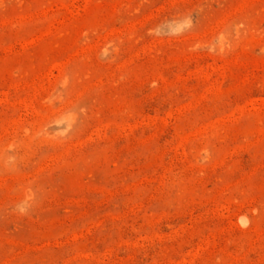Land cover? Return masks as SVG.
Masks as SVG:
<instances>
[{"label": "rangeland", "instance_id": "obj_1", "mask_svg": "<svg viewBox=\"0 0 264 264\" xmlns=\"http://www.w3.org/2000/svg\"><path fill=\"white\" fill-rule=\"evenodd\" d=\"M0 264H264V0H0Z\"/></svg>", "mask_w": 264, "mask_h": 264}, {"label": "bare ground", "instance_id": "obj_2", "mask_svg": "<svg viewBox=\"0 0 264 264\" xmlns=\"http://www.w3.org/2000/svg\"><path fill=\"white\" fill-rule=\"evenodd\" d=\"M241 221V220H240ZM242 221H245V220H242Z\"/></svg>", "mask_w": 264, "mask_h": 264}]
</instances>
